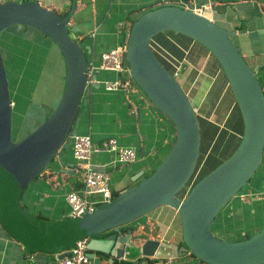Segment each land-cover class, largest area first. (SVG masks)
<instances>
[{"label": "water", "instance_id": "water-1", "mask_svg": "<svg viewBox=\"0 0 264 264\" xmlns=\"http://www.w3.org/2000/svg\"><path fill=\"white\" fill-rule=\"evenodd\" d=\"M76 2L71 1L65 17L36 0L0 3V220L8 235L36 253L31 259L34 264H45L52 254L60 262L70 255V248L84 240H88L90 259L100 253L131 262L142 257L174 260L190 252L205 264H264V227L233 242L212 233L220 211L241 193L264 158L263 88L255 69L234 44V32L180 6L143 12L129 28L124 51L135 87L175 130L174 142L160 164L146 177L136 175L135 185L110 202L79 217L49 221L23 207L21 199L28 186L67 146L69 135L76 133L84 97H89L91 88L99 87L95 81L89 84L86 54L69 35L68 24ZM14 26L34 29L47 38L58 49L65 72L55 108L17 141L13 138V104L1 50L2 35ZM168 33L196 42L216 59L243 123L235 150L192 183L184 197L179 196L192 181L198 165L201 134L193 103L152 48L155 37ZM92 170L104 172L96 166ZM162 207L174 210L178 216V242L163 238L136 244L132 230L121 232ZM173 238L177 239L175 235Z\"/></svg>", "mask_w": 264, "mask_h": 264}, {"label": "crops", "instance_id": "crops-1", "mask_svg": "<svg viewBox=\"0 0 264 264\" xmlns=\"http://www.w3.org/2000/svg\"><path fill=\"white\" fill-rule=\"evenodd\" d=\"M36 1L52 11L64 13L69 12L72 0ZM178 1L188 4L191 9L201 5L211 7V11H208L206 16L220 27L235 33L234 44L249 66L255 69L264 92V0H77L68 29L71 37L85 52L89 68L93 69L89 84L96 82L99 87L91 88L89 97H84L75 132L79 135L90 134L97 142L116 138L120 146L133 148L137 153V160L127 166L116 163L115 157L110 153L102 152L93 157L92 166L99 167L109 174L112 193L119 194L135 185L133 179L136 175L142 173L143 177H146L151 174L173 144L175 130L133 85L117 92H106L102 83L115 81L118 75L95 67L99 65L102 53L123 46L124 39H127L124 34L129 13H133L131 19L135 20L147 10L166 6L165 3L168 6H176V4H170L179 3ZM9 30L3 37L4 47L10 58L15 56L16 51L20 53L21 62L18 64L24 65L29 62L28 43L34 44L36 56L39 53L45 54V57L35 59L37 62L41 60L39 62L40 79L34 89L27 92L21 107L23 117L19 118L20 123H18V127H21L28 120L27 125H31L32 131L50 115L59 101L64 83V64L58 49L38 31L21 26H14ZM29 33L36 34V42H33ZM152 48L159 59L172 71L179 65L183 66L179 76L182 77L186 87L184 91L194 96L195 101L192 103L198 118L199 108L211 110L216 103L223 102L220 100L221 96L229 92V102L224 103V109L225 112L227 109L229 117L232 116L234 121V126L229 128V134H232L236 141L232 144L230 155L242 135L243 123L233 94L216 59L201 45L178 34L168 33L155 37L152 40ZM53 52H55V61L50 63L49 58ZM3 60L5 62L4 58ZM96 74V79L92 80L91 78ZM218 80L221 86L217 92L219 96H215L219 101L214 100V96L211 98L212 101L207 103L205 96L209 95L212 82L216 83ZM200 95L201 99L198 101L197 97ZM11 101L14 110L18 102L12 96ZM14 118L13 115V124ZM53 162L54 164H50V168L41 175L42 180L28 186L21 203L30 214L45 220L57 221L68 217L69 208L65 198L69 192L77 188L78 182L76 184L70 182V178L75 176L70 146L61 149ZM254 186L250 185L247 188L245 191L247 194L241 192L231 200L229 211L225 216L233 225L231 228L238 234V240L249 237L246 230L253 235L264 227L262 194L259 197L253 196L247 201L244 199L250 192H256L253 190ZM156 212L155 215L143 217L146 218L145 221L141 218L135 222L136 227H132L131 224L122 228V233L126 234V230H132L135 237L145 229L143 226L151 223L153 229L154 227L158 229L160 236H155L154 230H150L149 227L145 233L148 234L146 238L138 237L141 243L146 239L162 240L163 238L168 239L169 242H178L179 221L176 212L168 207H162ZM224 220L223 218V222ZM168 223L173 224V233H169L170 227H166ZM165 232H167L166 235ZM150 233H152L151 236H149ZM174 235L176 240L173 238ZM35 254L10 237L0 220V264H34L31 259ZM189 254L190 252L182 254L181 257L174 259L172 264H205ZM55 255H48L45 264H59L55 261ZM121 261L109 255L97 253L90 264H121Z\"/></svg>", "mask_w": 264, "mask_h": 264}, {"label": "rangeland", "instance_id": "rangeland-1", "mask_svg": "<svg viewBox=\"0 0 264 264\" xmlns=\"http://www.w3.org/2000/svg\"><path fill=\"white\" fill-rule=\"evenodd\" d=\"M4 1L5 0H2V2H4ZM174 4L180 5L179 3H173L170 5H174ZM164 5H167V4L165 3ZM10 30H11V28H10ZM7 31L4 32V34L2 35V38H1V50H3L2 56L5 59L4 64H5V68H6L7 79L9 82L10 96H12V98L15 99L16 102H18L16 108L13 110V115L15 117L14 118V124H13L14 129H15L13 131L14 132L13 138L15 141H17L20 138L25 136L24 135L25 132H28V131L31 132L32 127H30L31 125H27V123L29 122L28 120H26L22 124L21 127H18V123H20L19 118L23 117L21 107H22V103H23L25 97L27 96V92H31L34 89V86L37 84V81L40 79L39 62L41 60H39V62H37V61H35V59H36V57L38 59H40V57H45V54L39 53L36 56V54L34 52L36 49L34 44L28 43V52H29L28 54H30L29 59H28L29 62H27L24 65L18 64L21 62L20 53L18 51H16L15 56L12 58H10V56L6 53V50L4 47V42H3L4 41L3 37L7 33ZM16 32H18V30ZM15 34H17V33H15ZM29 34H30V37L34 40L33 42H36L37 41L36 34H33V33H29ZM45 41H47V40H45ZM50 48H52V47L50 46ZM54 53L55 52H53V55H51L49 58L50 63H52V61L53 62L55 61V54ZM24 66H25V70H24ZM165 66H167V65H165ZM167 68L172 71V69L170 67L167 66ZM41 71H42V68H41ZM222 74H223V72H222ZM123 76H125L127 79H129V77H130L129 73L125 74ZM176 80L183 87V90H186V87L182 81V77L177 76ZM220 86H221L220 80H218V82H216V83H214V81L212 82L211 87H210L211 91H210L209 95L205 96V98H207L206 99L207 103L212 101L211 98H213L215 95H217V92H218ZM14 93H15V96H13ZM186 94H187V96L189 95V99H191V102L195 101V100H193L194 99L193 94H189V93H186ZM217 96H219V95H217ZM217 96H215L214 100L217 99L219 101ZM200 99H201V95L199 97H197L198 101H200ZM220 100H222L223 102L216 103L212 107L211 110H209V109L202 110L201 108L198 109V106L200 105V103L197 105L198 114H199L198 121H199V128H200V134H201V145H200V154L201 155H200L199 162H198V165H197V168L195 171V175H194L192 181L187 186V188L180 194L179 197H184L187 190L190 188L192 183L198 181L206 173H208L215 166H217L221 161L223 162L229 156V153L232 150L231 149L232 144H235V142H236L235 137L232 134H229V128L234 126L233 125L234 121H232V116L229 117V112L227 111V109H226V112L224 109V107H225L224 103L227 101L229 102V92H227L225 95L221 96ZM194 106L196 107V105H194ZM236 112L237 111L235 109V113ZM240 131L241 130H239V132ZM242 133H243V131H242ZM52 164H54V162H51V165ZM51 165H49L42 172L44 173L46 170H48ZM120 165H122V164H120ZM125 166H127V165H125ZM263 178H264V158H263L261 164L259 165L257 171L255 172V174L250 179V181L241 190V192L243 194H247V193H245L247 188L250 185H255L253 187V190L256 192H254V193L250 192L249 196L244 198L245 201L249 200L253 196L259 197L260 194H262V196L264 197V181H262ZM40 180H42L41 176H39L32 183L40 181ZM70 182L72 184L77 183L76 175L75 176L73 175V177L70 178ZM241 198H242V196H241ZM65 201H66V199H65ZM230 202L231 201H229L228 204L220 211L217 218L215 219V221L213 223L212 233L215 236H217L218 238L223 239V240H227L230 242L240 241V240H238L239 239L238 234L235 233L234 230L231 228V227H233V225L227 219V217H225L229 211V207H230L229 203ZM156 213L157 212L154 211L151 215H155ZM257 216H260V215L257 214ZM223 218L225 219L224 220L225 222H223ZM145 220H146V218H143V221H145ZM136 224L137 223H135V222H134V224L132 223V227H136ZM149 224L143 226L146 230L145 229L142 230L141 233L137 232L138 233L137 236H140V238H146L148 234H145V233H146V231L149 230V227H150V230L151 229L154 230L153 231L154 235L159 237L160 232L158 231V229L155 227L153 229L152 228L153 224H151V223H149ZM170 224L171 223H169L168 226L172 228L173 224L172 225H170ZM168 231H169V233H173V231L171 232V230H168ZM246 232H247L248 236L252 235L247 230H246ZM151 234L152 233H150L149 236H151ZM137 236L135 235V237H133V240L136 241V244H139L140 241H138L139 239ZM244 236H246V235H244ZM193 258H195L197 260L196 257H193Z\"/></svg>", "mask_w": 264, "mask_h": 264}, {"label": "built area", "instance_id": "built-area-1", "mask_svg": "<svg viewBox=\"0 0 264 264\" xmlns=\"http://www.w3.org/2000/svg\"><path fill=\"white\" fill-rule=\"evenodd\" d=\"M11 1V0H5ZM180 6L191 9L188 4L178 1ZM2 3V0H0ZM168 6V4L166 5ZM192 11L207 15L211 11L209 5H201ZM207 17V16H206ZM122 46L102 53L98 70L113 72L118 75L115 81L103 82V88L106 92H117L120 89H128L132 83L127 79L125 74L129 73L125 66ZM92 68V67H91ZM89 68V79L91 71ZM183 66H177L172 71L176 78L181 74ZM90 83V81H89ZM66 147L71 148L74 163L72 169L77 177V188L66 195V204L69 208L68 217H79L85 213H91L99 206L112 200V190L110 187V176L106 172H98L92 170V159L95 155L102 152L110 153L115 157V162L122 165H131L137 160L136 150L133 148L122 147L118 144L116 138H107L102 141H94L90 134L79 135L77 133L70 134ZM65 147V148H66ZM87 241L77 242L68 250L70 255L61 259L59 264H90L91 259L87 250ZM171 258H150V264H172Z\"/></svg>", "mask_w": 264, "mask_h": 264}, {"label": "trees", "instance_id": "trees-1", "mask_svg": "<svg viewBox=\"0 0 264 264\" xmlns=\"http://www.w3.org/2000/svg\"><path fill=\"white\" fill-rule=\"evenodd\" d=\"M11 1H21V2H27V1H33V0H11ZM146 12V11H145ZM67 13H68V11L67 12H64V13H59V15L61 16V17H65L66 15H67ZM133 15V13H129L128 14V16H127V18H126V28H125V34H124V36H125V38H126V36L128 35V31H129V28H130V26H131V24H132V22L134 21V19H131V16ZM69 30V29H68ZM69 35H70V32H69ZM71 36V35H70ZM74 40V39H73ZM75 42H77L76 40H74ZM78 43V42H77ZM125 44H126V39H124V43H123V46H122V48H123V50L125 51ZM80 45V44H79ZM123 54H124V52H123ZM123 57H124V55H123ZM124 63H125V60H124ZM125 66L127 67V65H126V63H125ZM128 68V67H127ZM130 76V75H129ZM129 80L131 81V83H132V85L135 87V85H134V83L132 82V80H131V78L129 77ZM136 88V87H135ZM49 116V115H48ZM47 116V117H48ZM46 117V118H47ZM45 118V119H46ZM44 119V120H45ZM43 120V121H44ZM63 148H65V147H63ZM62 148V149H63ZM43 172H41L40 173V175L39 176H41V175H43L42 174ZM150 175V174H149ZM38 176V177H39ZM37 177V178H38ZM36 178V179H37ZM35 179V180H36ZM119 194L118 193H113L112 194V199H114V198H116L117 196H118ZM41 218V217H40ZM127 229V228H126ZM127 231V230H126ZM33 253H35V252H33ZM189 255H191L192 257H194L191 253L189 254ZM121 264H150V258H147V257H142V258H138L137 259V261H134V262H130V261H125V260H122L121 261Z\"/></svg>", "mask_w": 264, "mask_h": 264}, {"label": "flooded vegetation", "instance_id": "flooded-vegetation-1", "mask_svg": "<svg viewBox=\"0 0 264 264\" xmlns=\"http://www.w3.org/2000/svg\"><path fill=\"white\" fill-rule=\"evenodd\" d=\"M121 232H123V231L121 230Z\"/></svg>", "mask_w": 264, "mask_h": 264}]
</instances>
